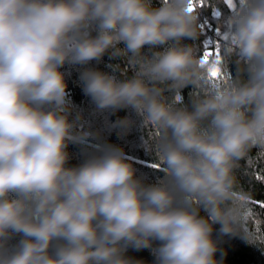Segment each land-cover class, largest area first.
I'll return each instance as SVG.
<instances>
[{
  "label": "clouds",
  "instance_id": "clouds-1",
  "mask_svg": "<svg viewBox=\"0 0 264 264\" xmlns=\"http://www.w3.org/2000/svg\"><path fill=\"white\" fill-rule=\"evenodd\" d=\"M105 130L139 131L159 175ZM243 177L264 184V0H0V264H225V238L264 254Z\"/></svg>",
  "mask_w": 264,
  "mask_h": 264
},
{
  "label": "trees",
  "instance_id": "trees-1",
  "mask_svg": "<svg viewBox=\"0 0 264 264\" xmlns=\"http://www.w3.org/2000/svg\"><path fill=\"white\" fill-rule=\"evenodd\" d=\"M205 15L211 25V32H214L215 22L212 20L210 14L206 13ZM111 63H114V61L110 60L108 56H105L99 64L93 62L91 66L97 67L102 71H110L107 66ZM62 70L69 73L66 79L71 100L75 105L82 109L85 114H88L91 111L92 105L90 98L85 96L82 92L81 84L79 82L80 68L78 66H66V68ZM187 92L188 90L186 89L184 94L185 99H187ZM127 114L128 110H121L115 114L90 117V122L93 128H102L105 125V121H115L117 118H122ZM105 137L110 142L122 146L125 151L136 160L134 166L138 169V174H145L149 181L155 179L156 176L159 175V173L151 167L152 157L140 146L139 131H133L128 136L120 139L117 137L115 131L109 132L105 130ZM70 151L78 153V149L75 146H70ZM77 160L78 157L74 158L71 163L74 164ZM242 183H244L245 187L251 186L255 192L256 199L264 204V184L254 183L249 185L246 177L242 178ZM216 227L218 228L219 226L217 225ZM222 246L228 252L225 264H264V254H262L256 247L249 246L238 238H225V243ZM129 254L137 258H145L147 260L152 259L146 250L142 252H130Z\"/></svg>",
  "mask_w": 264,
  "mask_h": 264
},
{
  "label": "built area",
  "instance_id": "built-area-1",
  "mask_svg": "<svg viewBox=\"0 0 264 264\" xmlns=\"http://www.w3.org/2000/svg\"><path fill=\"white\" fill-rule=\"evenodd\" d=\"M207 34H208L209 37H214V32H211L210 28L207 29Z\"/></svg>",
  "mask_w": 264,
  "mask_h": 264
}]
</instances>
